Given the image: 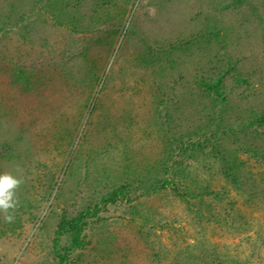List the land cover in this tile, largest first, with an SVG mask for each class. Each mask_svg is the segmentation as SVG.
<instances>
[{
	"label": "rangeland",
	"instance_id": "rangeland-1",
	"mask_svg": "<svg viewBox=\"0 0 264 264\" xmlns=\"http://www.w3.org/2000/svg\"><path fill=\"white\" fill-rule=\"evenodd\" d=\"M41 1L0 0V174L24 178L13 220L0 213V264H264V162L221 140L235 188L207 149L165 152L204 123L213 53L235 65L228 115L263 99L264 0ZM262 135L248 142L264 153ZM173 162L179 192L210 194L160 189ZM79 214L72 248L57 224Z\"/></svg>",
	"mask_w": 264,
	"mask_h": 264
},
{
	"label": "trees",
	"instance_id": "trees-1",
	"mask_svg": "<svg viewBox=\"0 0 264 264\" xmlns=\"http://www.w3.org/2000/svg\"><path fill=\"white\" fill-rule=\"evenodd\" d=\"M35 2L41 4L42 1L35 0ZM234 2H242V0H233L232 3ZM39 7H41V9H45L47 14L53 16V2L50 3V5L49 3H47L46 5H44V7ZM14 20L16 21L17 19ZM3 26L4 25L1 24L0 31L4 29ZM178 44L189 46L191 42H178ZM221 46L223 47L222 44ZM172 49H179V47L176 48L174 46V48ZM224 56L222 54H218V52L213 53L211 60L214 61L213 63H216V65L209 62L211 64V67L213 68L210 67L207 73H201L200 77L197 79V83L202 87L201 90L207 96L209 102V107L206 112L204 110H206L207 107H201L199 110H197V113L202 114V116L205 118L203 121L204 123H202L201 125H195L196 123H193L190 129H188L189 127H185L186 129L183 132H180V134L176 135L175 137L172 135V140H170L171 142H167L168 144L166 143L167 147L165 152H167V156L170 157V153L174 151L178 156L184 157L185 154H187V152L190 150L192 151L193 149H196L199 151H204L207 149L208 151H210V154H212L213 158L220 163L222 175L226 176L227 179H230L231 182L235 185V188H240L239 186L241 180L239 164L237 163L233 151L221 148L220 141L225 138H229L231 139V143H233V145L235 144L241 147L244 153H249L252 157L261 159L264 162V153L258 151V149H256L254 145L250 147L248 142V137H252V134L256 137V139L253 138L255 139V141L260 140L259 136H263L262 133H264V130L263 132L259 133V129L264 128V97L256 103L249 102L246 103L245 106L242 107V109H239L237 111L235 110V117H231L226 113V109L229 108V99L228 94L225 91L223 80L229 72L235 70V65L232 63L230 58ZM143 62L146 61L143 60ZM168 62L172 67V60H168ZM213 69L216 70V73ZM204 74H208L209 76L207 75V77H204ZM180 79L181 77L178 76L176 80ZM235 82L246 86H248L247 84H249L246 78L242 79L240 77H236ZM160 93L164 94L162 92ZM163 102L164 100H160V103ZM95 109H97L96 103L92 106V109L89 113L91 114ZM164 119L166 124H171V115L167 113ZM172 144H175V148L173 149L170 146ZM170 157H168V161L170 160ZM174 165H176L175 168ZM178 168L179 164L177 165L176 162H173L170 166L167 165L165 167L164 174L166 175V177L164 176L163 180L160 181V189H164L167 186H170L171 190L175 192L177 196L181 198L187 197V199H191L190 197L193 196L201 197L202 194H210L208 192L206 193L203 190L205 188L201 189L202 191L200 193H193L191 189L187 188V186L183 188L185 190L184 193L179 192L178 185L180 184H178ZM170 170H172L171 173H169ZM155 185L156 184L154 183V185L149 187L147 191L149 192L150 189L156 190L157 187H154ZM124 189H130V184L126 183L113 190L112 201L120 194H124L123 196H125V193H123ZM85 214L86 216H88L90 213L86 212ZM83 218L84 215L79 214L76 219H72L70 221H66L64 218H62L57 224L56 234H68L70 236V246L72 248L79 247L81 245V233L84 229L82 224ZM57 258H59L60 264H63L65 256L62 254H58ZM198 263L199 261L196 262V264ZM175 264H179V262L176 261ZM204 264L215 263L214 261L209 263L205 261Z\"/></svg>",
	"mask_w": 264,
	"mask_h": 264
},
{
	"label": "clouds",
	"instance_id": "clouds-1",
	"mask_svg": "<svg viewBox=\"0 0 264 264\" xmlns=\"http://www.w3.org/2000/svg\"><path fill=\"white\" fill-rule=\"evenodd\" d=\"M23 183L22 176L18 177L9 172L0 174V213L4 214L6 222H11L14 218L12 211L18 205L16 193Z\"/></svg>",
	"mask_w": 264,
	"mask_h": 264
}]
</instances>
